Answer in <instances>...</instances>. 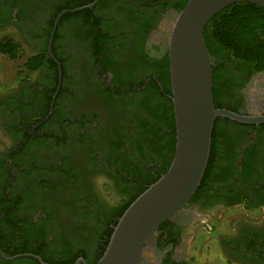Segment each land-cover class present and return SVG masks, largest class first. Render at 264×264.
Instances as JSON below:
<instances>
[{
	"label": "flooded vegetation",
	"instance_id": "1",
	"mask_svg": "<svg viewBox=\"0 0 264 264\" xmlns=\"http://www.w3.org/2000/svg\"><path fill=\"white\" fill-rule=\"evenodd\" d=\"M61 1L74 0H0V42L10 39L29 58L39 55ZM123 1L98 0L89 9L92 18L58 22L53 58L48 48L46 55L56 66L49 60L34 72L25 66L33 80L22 78L0 94V264H15L6 250L21 248L52 263L96 264L105 232L129 197L116 189L124 191L123 179L127 194L136 185L118 169L142 159L143 176L161 175L160 163L137 139L139 118H147L139 105L151 79L162 90L160 68L184 0ZM93 21L95 28L87 26ZM215 85L220 107L264 114V72L219 67ZM263 124L230 133L231 160L220 161L227 167L224 181L209 183L162 224L145 245L141 264H193L188 251L195 231L208 225L215 235L216 220L237 211L248 218L215 235L224 263L264 264ZM217 128L225 129L224 119ZM94 229L96 236L101 232L96 243Z\"/></svg>",
	"mask_w": 264,
	"mask_h": 264
},
{
	"label": "water",
	"instance_id": "2",
	"mask_svg": "<svg viewBox=\"0 0 264 264\" xmlns=\"http://www.w3.org/2000/svg\"><path fill=\"white\" fill-rule=\"evenodd\" d=\"M98 0L61 11L54 20L48 53L60 18L68 13L92 9ZM250 3L264 9V0H188L169 32L167 55L175 126L174 155L167 171L148 186L118 218L108 244L96 264H141L145 245L165 222L172 219L193 197L203 177L217 118L241 124L264 123V114L247 115L215 108L211 57L203 31L224 8ZM262 112V111H261ZM33 255H17L9 260ZM85 264L78 260L76 264Z\"/></svg>",
	"mask_w": 264,
	"mask_h": 264
},
{
	"label": "trees",
	"instance_id": "3",
	"mask_svg": "<svg viewBox=\"0 0 264 264\" xmlns=\"http://www.w3.org/2000/svg\"><path fill=\"white\" fill-rule=\"evenodd\" d=\"M92 1V0H91ZM91 1H71L66 2L61 1L58 3L60 7L52 11L54 12L53 18H55L61 11L66 9H75L82 7L88 4ZM130 1V0H124ZM153 1V0H152ZM159 3L161 0H155ZM188 0H184V5L182 9L186 5ZM96 8H94L95 10ZM181 9V10H182ZM92 10L85 9L75 13H68L61 17L59 23L64 20H70L72 22H79L86 17L88 19L90 17V12ZM52 22L48 24V32L52 27ZM97 23L93 21L90 26L95 28ZM55 36V34H54ZM57 37L55 36L52 40V52H55L53 48L54 41ZM100 40L101 36L98 37ZM203 39L205 42V46L211 57V68H212V91H213V99L215 108H222L218 104L217 94H216V85L215 78L217 75V70L219 67H223L226 71L230 68L235 67L240 71L249 70L252 73H261L264 72V9L255 6L250 3H235L232 4L223 10H221L218 14H216L207 24L203 31ZM47 44H48V36H45L44 41L42 43L41 50L39 51V55L34 57H30L26 62L25 66L30 72H34L40 67V65L44 64L48 60L52 63L53 66H56L47 55ZM20 46L13 40L6 39L0 42V54L6 56L10 60H16L20 54ZM161 75L160 80L162 82V90L160 87L156 85V81L151 79L148 86L145 89V99L140 102L139 110L140 114H145L147 118H139L138 121V130H137V139L142 144V147L146 149L150 155H154L156 161L161 165V175H163L174 155V145H175V126H174V118L172 112V102L168 95H171L170 88V78H169V61L168 55L165 54V59L161 65ZM230 111L238 113L236 110L228 109ZM220 122V118H217L214 122L212 134H211V147L208 162L203 174V177L200 181L199 186L197 187L191 201L194 199H198L201 192L206 189L209 183H217L224 181L225 178V170L223 166H221L220 161L226 160L230 161L231 157L229 156L228 146H229V135L232 132H236L242 126H250L243 125L237 122L230 121L228 119H224L225 129L220 130L217 128L218 123ZM137 128V127H136ZM264 124L260 125L258 131H263ZM122 148V146H115ZM57 149V148H56ZM127 150H124L122 153L125 154ZM218 152V154H217ZM121 153V154H122ZM142 160V159H141ZM141 160H136L135 164L124 165L123 168H119L118 172H122L125 174L126 178H130L129 181H133L136 183L135 186H132V191L130 189L129 194H127L126 190L128 188L127 182H123L125 197L127 195L128 198H124L119 208L115 213V223L118 218L123 214V212L127 209V207L151 184L156 182L161 175H157V177H146L143 176L140 172V163ZM143 161V160H142ZM149 164H153V160L149 161ZM241 165V164H239ZM245 167L241 171L245 172ZM114 176V175H113ZM128 180V179H127ZM146 180V181H145ZM246 181L245 178L242 179ZM147 182L146 186L140 187L141 184ZM52 184L43 185V188L52 187ZM215 185V184H214ZM40 186V185H39ZM42 186V185H41ZM119 186V187H118ZM117 187L123 189L120 185ZM33 187V186H32ZM213 189V186H212ZM45 215V211H43ZM97 217H94V219ZM40 220V219H39ZM97 220V219H95ZM96 223L101 224L99 220L94 221ZM105 236L106 240L101 246V251L97 255L96 262L102 256L105 248L108 244L109 238L113 229L107 228ZM98 232V230H97ZM92 237L95 238V243L99 238H101V232H98V236H96V229H94ZM93 238V239H94ZM6 257H14L17 255H33L40 256L39 253L27 250V248H21L18 250H10L7 249L5 253ZM42 261L46 264H57L52 263L45 259L43 256H40ZM15 264H39L38 261L33 259L32 257L21 256L13 260ZM62 264H74V259L70 261H66Z\"/></svg>",
	"mask_w": 264,
	"mask_h": 264
},
{
	"label": "rangeland",
	"instance_id": "4",
	"mask_svg": "<svg viewBox=\"0 0 264 264\" xmlns=\"http://www.w3.org/2000/svg\"><path fill=\"white\" fill-rule=\"evenodd\" d=\"M29 56L30 53L25 48L20 51L19 57L16 60H10L0 54V94L12 90L22 78H27L30 81L33 80L34 74L29 73L25 69V64ZM1 139L2 137L0 136ZM116 191L118 193H124L125 195L124 191L117 189ZM108 199L111 202H117L116 196H108ZM224 216L225 219H221L220 221L216 220L218 228L216 234L226 233L232 227L233 222L239 218H248L246 212L242 211L225 213ZM203 226V228L195 231L194 238L190 241L188 256L191 262L193 264H225L216 244V234H213V230H209L210 226Z\"/></svg>",
	"mask_w": 264,
	"mask_h": 264
}]
</instances>
